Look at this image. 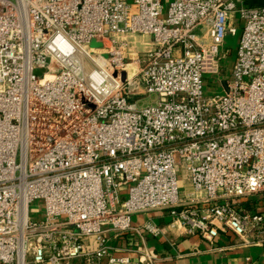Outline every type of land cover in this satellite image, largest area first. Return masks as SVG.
<instances>
[{
	"label": "built area",
	"instance_id": "built-area-1",
	"mask_svg": "<svg viewBox=\"0 0 264 264\" xmlns=\"http://www.w3.org/2000/svg\"><path fill=\"white\" fill-rule=\"evenodd\" d=\"M261 193L264 6L0 0V264H154L143 241L163 227L132 216L160 210L258 244L264 215L243 200Z\"/></svg>",
	"mask_w": 264,
	"mask_h": 264
},
{
	"label": "crops",
	"instance_id": "crops-1",
	"mask_svg": "<svg viewBox=\"0 0 264 264\" xmlns=\"http://www.w3.org/2000/svg\"><path fill=\"white\" fill-rule=\"evenodd\" d=\"M246 6H264V0H240ZM244 206L264 215V193L245 198ZM264 218V216H263ZM147 219L163 227L159 236L145 235L143 245L155 256L154 264H264V241L258 244L241 243L230 232H219L212 240L198 234H186L181 226H171L167 211L138 213L132 216L134 223ZM136 237H125L127 244H134ZM130 258L136 254L128 253Z\"/></svg>",
	"mask_w": 264,
	"mask_h": 264
},
{
	"label": "rangeland",
	"instance_id": "rangeland-1",
	"mask_svg": "<svg viewBox=\"0 0 264 264\" xmlns=\"http://www.w3.org/2000/svg\"><path fill=\"white\" fill-rule=\"evenodd\" d=\"M240 33H241V29L238 28V31L234 36L226 35V37L224 38V42H223L222 46L220 47V54H222L226 49H228V51H229V54L226 55L222 60V67L226 68V74L222 75V78L228 79L230 76V70H231L232 64L236 58V51H237V47H238ZM138 39H141V38H138ZM203 92H204V95H211V94H215V93H222L223 90H222V87L219 85L217 79L215 78L213 80L210 79V81L209 80L204 81ZM150 97H152V96H148V97L146 96L141 102L147 103L149 101ZM176 176H177V181H178V189H179V191L182 192L184 185H183L181 170L177 169ZM43 205H44L43 199H34L31 202L30 213L34 219L43 218V208H44Z\"/></svg>",
	"mask_w": 264,
	"mask_h": 264
},
{
	"label": "water",
	"instance_id": "water-1",
	"mask_svg": "<svg viewBox=\"0 0 264 264\" xmlns=\"http://www.w3.org/2000/svg\"><path fill=\"white\" fill-rule=\"evenodd\" d=\"M225 91H227V87L225 86Z\"/></svg>",
	"mask_w": 264,
	"mask_h": 264
}]
</instances>
